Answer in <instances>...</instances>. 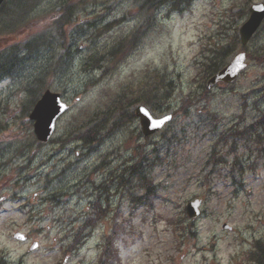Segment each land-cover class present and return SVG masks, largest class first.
<instances>
[{
  "label": "rangeland",
  "instance_id": "374dc122",
  "mask_svg": "<svg viewBox=\"0 0 264 264\" xmlns=\"http://www.w3.org/2000/svg\"><path fill=\"white\" fill-rule=\"evenodd\" d=\"M158 1L40 0L29 11L10 5L2 10L0 261L103 264V239L122 225L112 264H253L252 245L264 239V125L261 145L235 134L264 116V28L245 47L234 42L250 6L264 1L193 0L190 8L147 11ZM66 6L71 11L65 22L60 16ZM128 40V50L126 43L117 47ZM24 44L28 49L19 55ZM233 45L223 66L245 48L246 69L230 86L220 83L203 94L208 60ZM47 89L60 93L70 109L41 144L27 116ZM114 101L126 111L143 105L154 117H172L148 138L133 119L96 145L73 139L90 122L108 126ZM140 158L141 180L125 173L127 184L120 186L122 171ZM102 183L108 194L100 193ZM144 186L154 197L137 205L132 197L143 195ZM52 195H63L61 204L41 201ZM99 198L106 217L86 231L79 249L69 250ZM195 199L200 215L189 220L185 206ZM21 206L25 214L16 211ZM184 220L192 234L184 232ZM15 232L29 241H15ZM34 241L40 249L32 253Z\"/></svg>",
  "mask_w": 264,
  "mask_h": 264
},
{
  "label": "trees",
  "instance_id": "16d2710c",
  "mask_svg": "<svg viewBox=\"0 0 264 264\" xmlns=\"http://www.w3.org/2000/svg\"><path fill=\"white\" fill-rule=\"evenodd\" d=\"M39 1L40 0H8L5 3V5H3L2 8L0 9V14H1L2 10L6 8L7 5L17 6L24 11H29L32 7V3L37 4ZM164 1L169 2L171 4V8L173 10H175V9H178L180 5H183L185 8H189L191 6V2L193 0H159L158 2L154 3L151 7L146 8L147 11H151V13H153L155 10H157L160 7V5H162V3ZM70 11H71V6L63 7L61 9L60 18H63V20L66 22ZM73 13H74V8H72V15H73ZM71 18H72V16H71ZM70 19H68V21H70ZM146 21H148V18H146ZM58 34L61 36L62 41L64 42V40H66V39H65V36L63 34L62 28ZM125 43L128 47H126L124 50H128L129 47H131L132 42L130 40H128V42H125ZM237 43H238L237 40H235L234 45H236ZM234 45L231 47L229 46L228 48L221 47L218 52H215V56H217V54H218L219 57L217 59H214V60H211V59L208 60L207 65L212 64V66L209 69H203L204 74L207 76H210V75H208L209 73H212V72L216 73L218 70H220L223 67L225 60L230 56L231 52L234 51L233 50ZM117 47L122 48L123 46H120V44H119ZM27 49H28V45L24 44L22 46V49L19 48L18 54L19 55L24 54L27 51ZM117 52H118V49L116 48L114 50V54H116ZM14 59L16 61V57ZM15 61H13L11 64L8 62V67L10 65H12L13 63H15ZM101 64H102V60L100 59L97 61V64H94V65L99 66ZM1 67L7 68L6 62L1 64ZM202 88H203V94L204 93L207 94V91H205L204 87H202ZM123 109H124L123 104L121 102L114 101L112 106L109 107L110 113H114V116L112 118H110L109 120H107L108 126H104L101 121H98L95 123L90 122L86 126L82 127L80 130H78L73 135V139L78 141V142H81L82 145H84V146L97 144L99 142L98 137L103 135V131L106 130L107 133H110L111 131L117 129L119 127V125L122 124L123 120L127 116V113L125 111H123ZM263 125H264V117L261 119H258L250 128H246L243 131L238 130L236 132V134L234 131L232 135L235 134L238 136L239 139H245L247 141L254 139V142L256 144L261 145L263 136L261 135V133H258V130ZM143 161H144V158H140V161L138 163L140 168H142L141 164L143 163ZM215 162H223V161L222 160H216ZM237 163H238V161L235 160L234 164L231 166L232 170L235 168ZM145 184H148V182L146 181ZM144 188L145 189H144L143 195L139 196L138 198L132 197V200L135 203L147 204V202L149 200L152 201L151 198L153 196V192L148 187L146 188V186H144ZM95 214L97 215L98 218H101V216H102L100 211H97ZM89 222H90V220H87L86 224L88 225ZM115 228L116 229L113 230L114 238L111 239V245L108 246V251L106 254L107 256H111L112 260L115 258V252H114L112 246L114 245V243L117 241L120 234L124 230V227H122L121 225L118 227L115 226ZM254 244H255L254 245V251L252 252V254L250 256V260L253 262V264H264V240L263 241H257Z\"/></svg>",
  "mask_w": 264,
  "mask_h": 264
},
{
  "label": "water",
  "instance_id": "95a60500",
  "mask_svg": "<svg viewBox=\"0 0 264 264\" xmlns=\"http://www.w3.org/2000/svg\"><path fill=\"white\" fill-rule=\"evenodd\" d=\"M2 2L3 0H0V4ZM250 11L251 15L249 20L240 29L242 44H246L249 41L264 17L262 5H254L251 7ZM245 60L246 56L244 54L236 56L221 72L213 76L207 82V88H210L220 81L226 84L233 82L239 72L245 68ZM66 110L67 106L60 101L59 94L46 91L42 95L29 116V119L34 122V133L39 141H48L54 130L56 119ZM136 116L140 118V124L144 136H149L158 132L171 118L169 115L163 118H153L143 107H138L136 109ZM198 205V201L187 205V213L190 217L193 218L198 215Z\"/></svg>",
  "mask_w": 264,
  "mask_h": 264
},
{
  "label": "flooded vegetation",
  "instance_id": "af4514ba",
  "mask_svg": "<svg viewBox=\"0 0 264 264\" xmlns=\"http://www.w3.org/2000/svg\"><path fill=\"white\" fill-rule=\"evenodd\" d=\"M262 1H264V0H262ZM262 4L264 5V2Z\"/></svg>",
  "mask_w": 264,
  "mask_h": 264
}]
</instances>
